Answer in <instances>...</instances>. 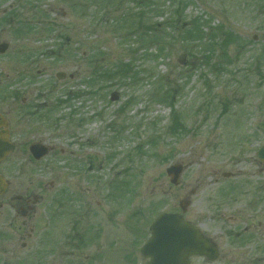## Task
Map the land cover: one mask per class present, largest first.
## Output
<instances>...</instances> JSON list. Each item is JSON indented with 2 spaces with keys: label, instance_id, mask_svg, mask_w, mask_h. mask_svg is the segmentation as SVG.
Wrapping results in <instances>:
<instances>
[{
  "label": "rangeland",
  "instance_id": "374dc122",
  "mask_svg": "<svg viewBox=\"0 0 264 264\" xmlns=\"http://www.w3.org/2000/svg\"><path fill=\"white\" fill-rule=\"evenodd\" d=\"M57 8L69 20L47 47L0 37L10 43L2 86L18 87L17 104L27 98L33 113L22 118L20 107L14 127L52 147L42 163L2 168L10 191L18 182L44 193L55 240L86 232L102 246L122 245L134 225L148 239L154 219L188 199L185 217L220 250L192 264H264V0ZM174 163L184 168L178 186L166 173Z\"/></svg>",
  "mask_w": 264,
  "mask_h": 264
},
{
  "label": "flooded vegetation",
  "instance_id": "af4514ba",
  "mask_svg": "<svg viewBox=\"0 0 264 264\" xmlns=\"http://www.w3.org/2000/svg\"><path fill=\"white\" fill-rule=\"evenodd\" d=\"M59 1L64 2V0H0V37L6 34L18 40L21 45H25L27 41H34V44L47 47L49 35L55 38L56 30L66 26L64 19L69 20L68 12L57 8ZM49 13H52V17ZM9 49L10 43L0 39V57ZM26 59L29 62L32 57ZM2 82L0 67V142L4 140L13 146L12 151L0 162L1 175L2 168L6 166L17 168L26 164L42 163L52 151V147L43 140L32 139L29 133L23 134L24 128L14 127L16 122L13 113L19 112L20 107L22 118L26 115L33 116V113L25 106L27 98H22L21 105L17 104L18 87L11 86L8 90L2 86ZM22 82L24 81L20 83ZM35 144L47 146V153L40 157L36 156L32 150ZM257 152L258 150L256 157ZM257 161L258 172L264 173V161L258 157ZM223 176L232 177L229 173H224ZM7 183V190L0 193V264H114L115 261L117 264H147L148 259L142 253V246L147 239L144 231L139 229L140 226H128L138 229H132V233L129 234L132 236L131 239L122 242V245L119 241H109L107 245L102 246L104 237L97 238L96 235L86 232L71 234L67 239L55 240L47 231L45 224L50 217L45 220L39 210V206L45 201L44 193L29 191L28 188L19 186L18 182L14 190L10 191V183ZM40 221L43 227L42 231L38 232ZM190 222L219 249L216 237L208 235L201 223ZM129 231L131 232V229ZM199 258L207 259L193 256L190 263ZM257 263L259 264L258 260Z\"/></svg>",
  "mask_w": 264,
  "mask_h": 264
},
{
  "label": "water",
  "instance_id": "95a60500",
  "mask_svg": "<svg viewBox=\"0 0 264 264\" xmlns=\"http://www.w3.org/2000/svg\"><path fill=\"white\" fill-rule=\"evenodd\" d=\"M59 77L64 76L58 74ZM6 141L0 142V161L8 152L12 151ZM36 156L47 153L45 146L35 144L32 147ZM259 158L264 160V147L259 151ZM167 174L171 183L178 185L183 172L181 164H173L167 168ZM7 184L0 175V193L6 190ZM188 201L181 202L183 212H186ZM152 236L142 248L143 254L150 258L147 264H189L191 255H207L209 259L215 260L218 256L217 249L205 239L199 230L184 219L180 213H162L152 223Z\"/></svg>",
  "mask_w": 264,
  "mask_h": 264
}]
</instances>
